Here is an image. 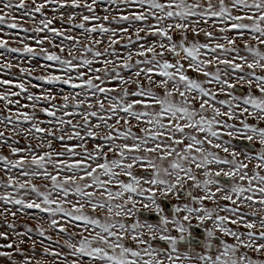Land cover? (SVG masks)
Wrapping results in <instances>:
<instances>
[{
	"label": "snow or ice",
	"instance_id": "snow-or-ice-1",
	"mask_svg": "<svg viewBox=\"0 0 264 264\" xmlns=\"http://www.w3.org/2000/svg\"><path fill=\"white\" fill-rule=\"evenodd\" d=\"M29 32L36 47L26 36L12 41L20 47L0 39V56L54 63L0 61V72L21 74L0 79L7 113L0 125L39 142L19 147L0 131V149L9 150L0 154V216L46 214L35 231L60 249L41 242L49 264H264V0H0V33ZM38 70L47 74L33 76ZM24 77L73 91L57 105L49 91L30 92ZM37 109L49 119H38ZM240 139L261 146L243 154L248 163L232 150ZM172 200L169 213L164 202ZM194 228L203 229V251L195 254ZM0 240L9 234L0 232ZM185 242L190 251L181 252ZM23 243L0 244L12 250L0 257L17 264Z\"/></svg>",
	"mask_w": 264,
	"mask_h": 264
},
{
	"label": "rangeland",
	"instance_id": "rangeland-1",
	"mask_svg": "<svg viewBox=\"0 0 264 264\" xmlns=\"http://www.w3.org/2000/svg\"><path fill=\"white\" fill-rule=\"evenodd\" d=\"M30 2V0H29ZM106 7V5H101L97 8V12L100 15H103V11L102 8ZM82 10V9H81ZM81 10H73V9H65L63 11H81ZM46 14L51 17L52 13L51 10L48 9L46 10ZM87 14V13H85ZM77 22L79 21V18L77 19ZM67 22L65 21V26H66ZM24 27L31 29L33 27V25L31 23H26L23 24ZM56 27H61V24L59 22L56 23L55 25ZM113 27H116L115 25H113ZM4 31H9L7 29H4ZM13 33H15L16 30H11ZM82 30H75L72 34L76 35L77 33H79ZM26 36L27 37V42L29 43L30 46L36 47L35 43H34V39L33 37L35 36L34 33H20L19 36L13 35L12 37H5L3 36L2 33H0V39H9L10 40V46L11 47H20L21 45L18 43H13V40H17L20 37ZM96 38H101L98 34H96ZM81 39L83 40L84 44H88L89 41L88 40H84L83 37H81ZM201 39H203V36H201ZM57 42H59V40H57ZM46 47H48L50 50L52 51H58V49H52L51 45L45 44ZM121 51H123V49H120ZM3 50H0V52H2ZM7 60H12L13 63L16 64H21L22 66L25 67H39V65L41 64H48V63H54V62H48V61H44L41 57H36L35 59H33L31 56H21L17 53H11V54H6L5 56H0V61L3 62H7ZM49 71H52V69H49ZM11 74H6L4 72H0V79H10V80H15L17 77H20L21 74L18 70V68H13L10 70ZM47 73H45L42 70H38L36 72H34L32 75L33 76H41V75H46ZM125 75H127V73H125ZM189 75H195L194 73H189ZM24 79L29 81L28 87H29V91L34 93V94H41L44 91H49L51 92L52 95H55L57 97V99L54 101V103H56L57 105H60L63 103L61 97L63 95H67L69 93H71L73 90L70 89L67 85H61V84H53V85H49L44 83L43 81H39V80H32L31 77H24ZM31 84H36L37 87L36 88H32ZM110 86H115V84H112ZM15 90V89H13ZM4 91L3 88H0V92ZM78 91V90H77ZM221 99H223L224 97H220ZM13 99H20L21 104L24 103H29L28 101L24 100L23 98H13ZM13 111L16 110V107L13 106L12 108ZM22 111H27L30 112L31 109L27 108V109H22ZM0 114H4L7 115L6 112H3V102H0ZM37 117L40 120H48L49 118L45 117L42 113L39 112V110L37 109ZM75 122V121H74ZM248 122L250 124H254L256 123L255 121H253L252 119L249 118ZM80 123H83V121H80ZM29 125H22V127L27 128ZM44 127H48L49 125H47L46 123L44 125H42ZM261 127H264V124L260 125ZM0 131H4L5 132V136L9 137L11 136L13 139L19 140V144L17 146L19 147H23L29 143H31L32 145H37L39 142L34 139V138H28V139H24L23 137H15L13 136L12 132L10 130H5L4 127L2 125H0ZM56 135H60L59 132L56 133ZM224 140H228L229 138L227 136L223 137ZM74 143V142H73ZM53 147L56 148L57 151H59V147L58 144L56 142H54ZM89 147H91V144H89ZM261 146L256 143V144H249L247 141L245 140H234L232 141V150L236 151L238 153H241L240 155V159L244 160V153H248V154H255L257 152H259ZM213 151H217L219 153V155L226 156L227 154L224 153L223 151H220L218 149H213ZM0 154L3 155H9V150L5 147L0 149ZM229 159L231 158L230 156L228 157ZM245 163H248V161L244 160ZM254 167V163L253 164H249V168H253ZM3 172H0V177H3ZM36 184L38 185H43L45 183V181L43 179H38L34 181ZM224 183H227L226 181H224ZM193 193L196 195H199L200 193L197 190H193ZM167 201L164 202V207L166 209L165 203ZM181 203H183L184 201H180ZM170 205V210H171V205L177 203V201L172 200L171 203L167 202ZM220 204H227V201H223L220 200L219 201ZM207 206L209 208L215 207V205L212 202H206ZM11 207V206H8ZM15 211V209H13ZM167 211V209H166ZM243 211L248 212L250 211L249 209L245 208L243 209ZM169 212V211H167ZM170 213V212H169ZM146 215H148L147 213H145ZM145 214H143V216H145ZM221 215H223V213H221ZM42 216L44 218V220H47V216L46 214H40L38 213L36 210H26L25 212H20L17 214V217L15 219H13V217L11 215H9L7 217V220H5L4 216H0V232H7L10 236V240L9 241H5V240H0V244H5L8 242H12L15 241L16 243H19V241L21 239L25 240V243H23L22 245H20V249L21 251L25 254L24 256H21L19 254L14 255L13 259H15L17 261V264H22V261L25 259V257H33L34 255V259H33V264H36L37 260H43L44 264H49V262L52 260V257L50 256H44L43 252L44 249L42 247L41 242L43 241V244L45 246L52 244L51 241L45 240L43 237L39 236V234L35 231V229L39 226L38 225V221H37V217ZM148 219V218H147ZM149 222L152 223H156L157 221L154 220H150L148 219ZM131 222V221H129ZM8 223H15L16 227L14 230L8 229L6 227V225ZM193 225H195L197 222L194 220ZM208 227L211 226L210 222L207 225ZM44 227L47 228V224H44ZM232 227H236V226H232ZM27 228H32L34 231L31 233H27V235L24 236H17L16 233H26ZM71 231V229H69ZM241 232L246 231V229L240 227L238 229ZM48 235L52 236V241H57L59 238L57 237L55 232H51L49 231L47 233ZM171 234L173 236H179V233H177L175 230L171 231ZM219 235V234H218ZM195 239V238H194ZM225 239H227V241L229 243H232V239L230 237H226ZM203 240V236H199V241ZM33 242H35V252L33 254L32 249H33ZM157 245L161 248L166 247V245L164 244V242H160L157 241L156 242ZM59 244L62 245L63 244V240L59 239ZM53 248H57L58 250H60L58 248L57 244H52ZM3 251H12L9 249H0ZM63 251H67V249H62ZM179 250L181 252H188L190 251V246L189 243L187 246H183V244L180 245ZM191 251L193 252V254H195L196 252H202L203 249L197 245H193L191 244ZM250 255H252L254 258H257V254L255 253H250ZM260 259H264V257H258ZM0 264H10V261H8V259L6 257H0Z\"/></svg>",
	"mask_w": 264,
	"mask_h": 264
},
{
	"label": "flooded vegetation",
	"instance_id": "flooded-vegetation-1",
	"mask_svg": "<svg viewBox=\"0 0 264 264\" xmlns=\"http://www.w3.org/2000/svg\"><path fill=\"white\" fill-rule=\"evenodd\" d=\"M165 206H166V209H167L166 203H165ZM145 217H147L150 220H153V218H155L153 215H146V214H145ZM154 221H157V220H154ZM193 231H194L195 235L203 236V229H195L194 228ZM190 243L193 244V245H198L200 243V241L193 238ZM187 245H188V242L183 243V246H187Z\"/></svg>",
	"mask_w": 264,
	"mask_h": 264
},
{
	"label": "water",
	"instance_id": "water-1",
	"mask_svg": "<svg viewBox=\"0 0 264 264\" xmlns=\"http://www.w3.org/2000/svg\"><path fill=\"white\" fill-rule=\"evenodd\" d=\"M166 205H167V211L170 212V205L167 202H166ZM153 220H157V218L155 217V218H153Z\"/></svg>",
	"mask_w": 264,
	"mask_h": 264
}]
</instances>
